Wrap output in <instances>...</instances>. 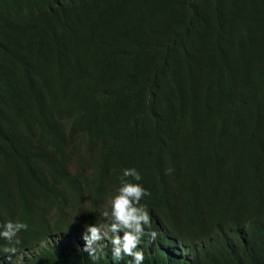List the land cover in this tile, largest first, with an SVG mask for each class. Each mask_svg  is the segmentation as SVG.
Segmentation results:
<instances>
[{"label": "trees", "instance_id": "trees-1", "mask_svg": "<svg viewBox=\"0 0 264 264\" xmlns=\"http://www.w3.org/2000/svg\"><path fill=\"white\" fill-rule=\"evenodd\" d=\"M126 168L143 264H264V0H0V264H95Z\"/></svg>", "mask_w": 264, "mask_h": 264}, {"label": "clouds", "instance_id": "clouds-1", "mask_svg": "<svg viewBox=\"0 0 264 264\" xmlns=\"http://www.w3.org/2000/svg\"><path fill=\"white\" fill-rule=\"evenodd\" d=\"M170 171V170H169ZM142 179L135 168H126L120 177V186L110 196L106 209L102 212L104 223H85L82 239L85 241L82 251L99 264L103 259L105 242L111 245V260L114 264L130 258L131 264H143L145 255L141 248L147 236L155 241V231L146 232L145 226L150 225L151 218L147 208L141 203L150 193L138 183ZM28 225L20 221L8 220L0 223V253L11 260L18 252L21 231H27ZM122 233V235H121Z\"/></svg>", "mask_w": 264, "mask_h": 264}]
</instances>
